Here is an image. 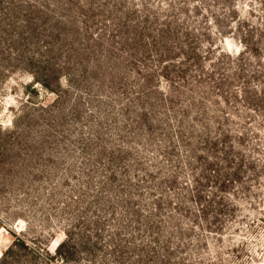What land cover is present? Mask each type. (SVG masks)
Returning a JSON list of instances; mask_svg holds the SVG:
<instances>
[{
	"label": "rangeland",
	"instance_id": "rangeland-1",
	"mask_svg": "<svg viewBox=\"0 0 264 264\" xmlns=\"http://www.w3.org/2000/svg\"><path fill=\"white\" fill-rule=\"evenodd\" d=\"M263 66L264 0H0V256L264 264Z\"/></svg>",
	"mask_w": 264,
	"mask_h": 264
},
{
	"label": "trees",
	"instance_id": "trees-1",
	"mask_svg": "<svg viewBox=\"0 0 264 264\" xmlns=\"http://www.w3.org/2000/svg\"><path fill=\"white\" fill-rule=\"evenodd\" d=\"M229 13H234L235 11L231 9L228 10ZM230 16L229 18L233 19V15H228ZM240 14H237V21H239L240 19ZM226 18V17H225ZM231 24H229L230 27ZM234 32L237 31V28L235 27ZM245 44V42H244ZM246 45V44H245ZM241 54V53H240ZM239 54V55H240ZM230 58V57H228ZM241 57L239 58H235V62L237 63L238 66H241ZM261 70H258L257 73H254V79H258V85L255 87H246L247 86V82H241V86L239 87L238 90V95L241 96V98H243L244 102H250L252 103V107L253 110H257L258 112L260 111V116H264V66L262 68H259ZM244 78V77H242ZM240 79V78H239ZM222 135H225V133H223ZM242 136V135H240ZM240 142V140L238 141ZM211 159V157H210ZM223 159V158H222ZM236 174V168L234 169V172L232 173V175ZM69 234L66 235V238H68ZM68 242L69 240H63L61 241L56 248V253L55 255L57 257H60L62 259L65 260V258H67L66 256V250H63V248L66 246L68 248ZM70 248V247H69ZM32 253L33 256H39L41 255L38 251V249L35 246H32L31 244L27 243V241L20 236H17L14 238V240L12 241V243L2 252L1 256H0V264H9L12 262V260H14L15 258H18L20 256V254H29ZM54 255V256H55ZM53 256H48L45 258L46 262H48L49 264H51V261L53 260Z\"/></svg>",
	"mask_w": 264,
	"mask_h": 264
}]
</instances>
